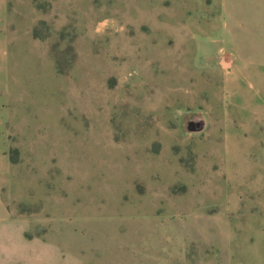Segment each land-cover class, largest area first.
Segmentation results:
<instances>
[{
  "label": "rangeland",
  "instance_id": "374dc122",
  "mask_svg": "<svg viewBox=\"0 0 264 264\" xmlns=\"http://www.w3.org/2000/svg\"><path fill=\"white\" fill-rule=\"evenodd\" d=\"M226 1L0 0V264H264V24Z\"/></svg>",
  "mask_w": 264,
  "mask_h": 264
},
{
  "label": "crops",
  "instance_id": "0c3cea01",
  "mask_svg": "<svg viewBox=\"0 0 264 264\" xmlns=\"http://www.w3.org/2000/svg\"><path fill=\"white\" fill-rule=\"evenodd\" d=\"M227 3L226 0H224ZM232 19L244 23L254 19L264 24V0H231ZM79 264V263H77Z\"/></svg>",
  "mask_w": 264,
  "mask_h": 264
}]
</instances>
